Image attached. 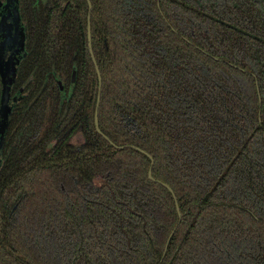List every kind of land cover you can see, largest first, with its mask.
<instances>
[{"label":"trees","instance_id":"1","mask_svg":"<svg viewBox=\"0 0 264 264\" xmlns=\"http://www.w3.org/2000/svg\"><path fill=\"white\" fill-rule=\"evenodd\" d=\"M90 1L133 148L87 1L21 0L0 264H264V3Z\"/></svg>","mask_w":264,"mask_h":264},{"label":"flooded vegetation","instance_id":"2","mask_svg":"<svg viewBox=\"0 0 264 264\" xmlns=\"http://www.w3.org/2000/svg\"><path fill=\"white\" fill-rule=\"evenodd\" d=\"M251 1L258 4L264 3V1ZM30 27V21L27 15L25 16L23 13L21 0H0V64H8L9 66L7 77L8 92L5 104L11 109V112L14 111L17 103L21 100V96H23V89L16 88L15 84L22 60L26 56ZM75 76L76 74L73 73V83L75 82ZM1 82L0 74V87H2ZM58 83L60 89L63 90V83L61 81ZM11 112L9 113V117L11 116ZM3 122V119L0 118V166L3 163Z\"/></svg>","mask_w":264,"mask_h":264},{"label":"water","instance_id":"3","mask_svg":"<svg viewBox=\"0 0 264 264\" xmlns=\"http://www.w3.org/2000/svg\"><path fill=\"white\" fill-rule=\"evenodd\" d=\"M87 3H88V7H89V14H88V44H89V48H90V52H91V56H92V59H93V62L95 64V67H96V71H97V75H98V81H99V94H98V99H97V105H96V110H95V127H96V130L97 132L103 136L114 148L118 149V150H121V149H125V148H133V147H130V146H117L115 145L108 137H106L102 131L100 130V125H99V109H100V105H101V90H102V84H103V81H102V77H101V73L99 71V68H98V65L96 63V60H95V57H94V53H93V50H92V26H91V13H92V3L90 0H86ZM258 2H262L264 0H257ZM1 67H0V74H1V80H2V87H1V98H0V118L3 119V130H2V135L4 134L5 132V129H6V126H7V121H8V117H9V113L11 112V109L5 104L6 103V99H7V92H8V88H7V77H8V73H9V66L8 64L6 65H2L0 64ZM149 156V155H148ZM149 158L152 160V167L154 165V161L152 159V157L149 156ZM152 167L150 169V172H149V178L150 180H153L154 181V178L152 177ZM164 187H166L169 191H172L171 188L169 186H167L166 184H163ZM177 211H178V214H179V223L182 219V216H181V211H180V208L177 204ZM175 233V230L172 232V234L170 235L169 239H168V242H167V247L169 246L170 244V241L173 237ZM165 255H166V251H165V254L161 260V262L164 260L165 258ZM160 262V263H161Z\"/></svg>","mask_w":264,"mask_h":264},{"label":"rangeland","instance_id":"4","mask_svg":"<svg viewBox=\"0 0 264 264\" xmlns=\"http://www.w3.org/2000/svg\"><path fill=\"white\" fill-rule=\"evenodd\" d=\"M82 142V138L78 135L76 138H75V142L77 145L80 144Z\"/></svg>","mask_w":264,"mask_h":264}]
</instances>
